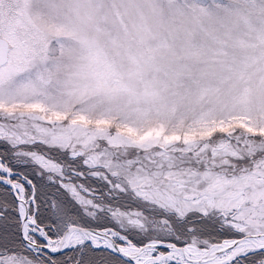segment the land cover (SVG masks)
<instances>
[{
  "label": "snow or ice",
  "instance_id": "1",
  "mask_svg": "<svg viewBox=\"0 0 264 264\" xmlns=\"http://www.w3.org/2000/svg\"><path fill=\"white\" fill-rule=\"evenodd\" d=\"M0 264H264V0H0Z\"/></svg>",
  "mask_w": 264,
  "mask_h": 264
}]
</instances>
